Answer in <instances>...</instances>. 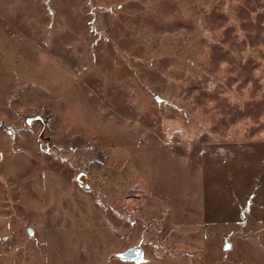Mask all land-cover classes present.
<instances>
[{
  "label": "rangeland",
  "instance_id": "374dc122",
  "mask_svg": "<svg viewBox=\"0 0 264 264\" xmlns=\"http://www.w3.org/2000/svg\"><path fill=\"white\" fill-rule=\"evenodd\" d=\"M130 248L264 264V0H0V264Z\"/></svg>",
  "mask_w": 264,
  "mask_h": 264
},
{
  "label": "water",
  "instance_id": "95a60500",
  "mask_svg": "<svg viewBox=\"0 0 264 264\" xmlns=\"http://www.w3.org/2000/svg\"><path fill=\"white\" fill-rule=\"evenodd\" d=\"M160 101V99L158 98ZM37 118H28L27 119V124H31L32 121L36 120ZM117 257L123 260H131L135 264H141L144 261V252L140 248H130L127 249L126 251L117 254Z\"/></svg>",
  "mask_w": 264,
  "mask_h": 264
}]
</instances>
